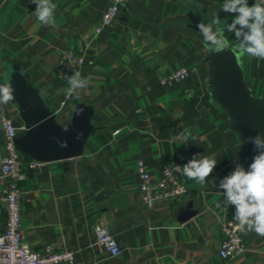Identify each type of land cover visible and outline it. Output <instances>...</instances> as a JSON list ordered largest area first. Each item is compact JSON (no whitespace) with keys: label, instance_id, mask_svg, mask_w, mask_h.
<instances>
[{"label":"crops","instance_id":"1","mask_svg":"<svg viewBox=\"0 0 264 264\" xmlns=\"http://www.w3.org/2000/svg\"><path fill=\"white\" fill-rule=\"evenodd\" d=\"M197 1L208 5L223 36L236 44L235 34L227 31L235 16L223 10L224 0ZM51 2L55 24L46 26L35 17L32 0H0V67L4 54L17 58L60 124L69 121L76 103L93 105L95 131L81 155L24 167L18 184L28 244L38 250L71 249L74 264H264V236L254 231H240L246 244L242 253L228 259L218 254L220 222L237 224L235 206H225L219 185L237 164L245 168L246 159L237 150L239 134L211 101L207 46L179 24L188 15L182 1L128 0L99 33L94 28L107 0ZM254 2L248 0L249 6ZM66 49L83 57L80 74L88 85L75 89L58 109L64 83L55 65ZM241 65L251 93L264 95V59L241 54ZM179 68H188V75L160 83ZM1 111L21 125L14 104H0ZM185 130L186 142L174 139ZM5 152L0 124V158ZM193 156L217 161L205 184L178 172L188 191L147 207L137 161H144L154 184L164 164L183 167ZM3 183L0 178V195ZM184 211L194 214L181 221ZM4 217L0 199V232ZM97 221L114 235L118 255L96 243Z\"/></svg>","mask_w":264,"mask_h":264},{"label":"water","instance_id":"2","mask_svg":"<svg viewBox=\"0 0 264 264\" xmlns=\"http://www.w3.org/2000/svg\"><path fill=\"white\" fill-rule=\"evenodd\" d=\"M188 15L181 17L179 24L190 35L199 36L197 25L210 23L213 15L208 5L197 0H181ZM214 29L216 25H213ZM205 43V42H204ZM208 52V81L211 101L221 107L229 120V129L236 131L241 139L237 150L246 159L245 169L257 154L255 145L248 137L257 134L264 140V95L256 96L243 78L241 53L237 44H229L221 51ZM2 73L0 84L10 83L13 100L21 122L13 137L16 149L25 157L41 163L64 162L79 156L84 151L88 137L95 131L91 121L94 107L84 102L74 105L71 117L66 124H60L43 95L31 83L30 75L21 68L20 61L4 54L1 59ZM194 212L184 211L180 220L191 217Z\"/></svg>","mask_w":264,"mask_h":264},{"label":"built area","instance_id":"3","mask_svg":"<svg viewBox=\"0 0 264 264\" xmlns=\"http://www.w3.org/2000/svg\"><path fill=\"white\" fill-rule=\"evenodd\" d=\"M100 21L94 28L99 33L109 26L117 17L119 9L128 0H107ZM255 1V0H254ZM247 31V29H245ZM242 39V38H241ZM239 41H236V44ZM83 65V57L71 49H66L60 55L55 65L56 77L64 83V91L58 100V109L62 108L71 100L73 93L67 95L70 85L67 77L80 72ZM188 68H179L176 71L162 77L161 84H167L174 80L186 77ZM3 76L0 67V77ZM0 124L3 130L5 154L0 158V178L3 180L0 199L4 205V224L0 232V264H74L75 252L71 249H55L46 247L43 250L32 248L25 239L21 228V189L19 181L25 177L24 167L34 168L41 162L31 158H25L15 147L13 137L21 128L12 116L0 112ZM139 176V188L142 192V200L151 207L154 201L162 198H177L188 191L186 179L174 170L172 164H164L160 176L154 184L150 183V176L143 160L137 161ZM96 243L101 245L111 255H118L120 247L113 234L107 227L97 221L93 225ZM221 240L218 254L223 259L231 258L246 250V244L231 220L220 222Z\"/></svg>","mask_w":264,"mask_h":264},{"label":"clouds","instance_id":"4","mask_svg":"<svg viewBox=\"0 0 264 264\" xmlns=\"http://www.w3.org/2000/svg\"><path fill=\"white\" fill-rule=\"evenodd\" d=\"M32 2L36 4L34 15L37 20L43 25L53 26L56 5L51 0H32ZM223 10L235 16L231 24H227V31L235 34L239 41L236 45L239 52L242 55L247 53L252 57L264 59V0H255L252 6H249L248 0H224ZM213 25L217 27L214 29ZM218 25L219 20L216 17L211 18L210 23L197 25L199 36H202L205 44L210 45V49L215 51L229 47V42ZM67 82L70 85L67 93L69 96L73 90L83 89L88 85V80L81 79L79 71L67 77ZM13 92L10 83L0 84V104L12 101ZM189 135L190 133L185 130L184 134L174 139L182 138L186 142ZM248 142H252L257 150L253 162L247 170L237 164L235 169L222 179L219 187L224 190L225 206H235L233 219L237 222L238 230L254 231L264 236V140L257 134L256 137H248ZM216 165L215 159L202 156L197 159L193 156L183 167L175 165L174 170L203 186Z\"/></svg>","mask_w":264,"mask_h":264},{"label":"trees","instance_id":"5","mask_svg":"<svg viewBox=\"0 0 264 264\" xmlns=\"http://www.w3.org/2000/svg\"><path fill=\"white\" fill-rule=\"evenodd\" d=\"M25 158H28V157H25Z\"/></svg>","mask_w":264,"mask_h":264}]
</instances>
